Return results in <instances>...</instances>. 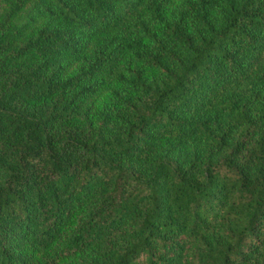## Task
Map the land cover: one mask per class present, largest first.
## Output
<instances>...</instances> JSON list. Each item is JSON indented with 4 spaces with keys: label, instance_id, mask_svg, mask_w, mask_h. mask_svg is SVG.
I'll list each match as a JSON object with an SVG mask.
<instances>
[{
    "label": "trees",
    "instance_id": "trees-1",
    "mask_svg": "<svg viewBox=\"0 0 264 264\" xmlns=\"http://www.w3.org/2000/svg\"><path fill=\"white\" fill-rule=\"evenodd\" d=\"M31 1L0 35V264H264V0Z\"/></svg>",
    "mask_w": 264,
    "mask_h": 264
},
{
    "label": "rangeland",
    "instance_id": "rangeland-1",
    "mask_svg": "<svg viewBox=\"0 0 264 264\" xmlns=\"http://www.w3.org/2000/svg\"><path fill=\"white\" fill-rule=\"evenodd\" d=\"M31 0L26 3V5L23 7V9L16 13L14 18L9 14L10 5L13 3V0L4 1L0 0V35H3L6 31L11 32V29L13 28L11 32L10 40H21L22 36H24L26 30L33 28L36 26V21L34 22H28L27 20L23 19V12L31 5ZM17 25H25L26 30H18ZM21 35V36H20ZM103 98V95H99L96 98H93L92 106L95 107L100 102V100Z\"/></svg>",
    "mask_w": 264,
    "mask_h": 264
}]
</instances>
